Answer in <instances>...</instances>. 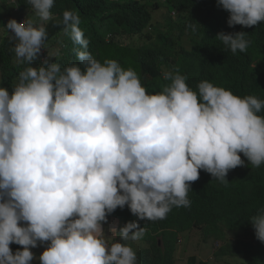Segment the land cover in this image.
<instances>
[{
	"label": "clouds",
	"instance_id": "obj_1",
	"mask_svg": "<svg viewBox=\"0 0 264 264\" xmlns=\"http://www.w3.org/2000/svg\"><path fill=\"white\" fill-rule=\"evenodd\" d=\"M54 3L27 0L39 23L13 18L4 26L16 41V62L27 66L11 93L0 87V264H31L32 249L43 245L40 264H137L123 242L143 238L139 221L190 207L201 170L227 185L229 171L245 166L240 153L253 168L264 164V100L208 80L193 90L178 69L149 94L135 70L93 57L71 10L62 13L63 34L78 46L79 64L62 68L48 52L34 67ZM217 6L229 13V27L264 22V0ZM247 34L221 31L216 39L236 54L251 44ZM125 206L137 220L114 242L117 229L106 236L104 224ZM249 221L264 242V207ZM13 243L22 250L13 253Z\"/></svg>",
	"mask_w": 264,
	"mask_h": 264
},
{
	"label": "trees",
	"instance_id": "obj_2",
	"mask_svg": "<svg viewBox=\"0 0 264 264\" xmlns=\"http://www.w3.org/2000/svg\"><path fill=\"white\" fill-rule=\"evenodd\" d=\"M167 7L166 10L162 6ZM65 10L80 16L79 27L90 40L89 51L98 61L114 59L124 69L135 70L149 94L162 90L170 83L163 78L166 72L187 76L193 90L202 80L230 89L238 96L254 95L264 100V22L256 26L229 27V13L217 6V0H55L51 9L53 19L46 22L48 33L45 52L33 63L39 66L56 47L61 67L79 64L74 51L78 46L63 34L62 13ZM162 11L160 18L154 12ZM20 14L28 19L35 16L27 0L0 2V87L9 88L27 65L16 62L13 35L5 29L9 19ZM197 31L188 27L196 24ZM39 23V18L35 25ZM221 31H244L251 41L246 52L225 51L216 39ZM52 57L51 62H56ZM256 65L255 68L252 66ZM264 115V111L259 113ZM229 171L228 184L220 183L201 170L197 181L191 182L188 198L190 207H173L165 219L139 221L146 232L136 254L141 264H175V252L185 231L197 230L201 240H222L214 256L241 257L243 264H264V242L255 236L250 218L264 207V164L258 168L248 162ZM113 215L124 225L136 221L125 206ZM227 232L236 237L227 238ZM123 242V241H121ZM129 242V241H127ZM125 243V242H123ZM13 253L22 246L10 245ZM185 264H230L199 259L195 254Z\"/></svg>",
	"mask_w": 264,
	"mask_h": 264
},
{
	"label": "rangeland",
	"instance_id": "obj_3",
	"mask_svg": "<svg viewBox=\"0 0 264 264\" xmlns=\"http://www.w3.org/2000/svg\"><path fill=\"white\" fill-rule=\"evenodd\" d=\"M162 9L166 10L167 7L165 5H163ZM163 10H159L157 12H154V17L160 18ZM26 18L28 19V17H26ZM37 18L38 17L34 16L33 19H31V21L33 23H35ZM49 52L51 54H54L55 52H57V48L56 47H50ZM0 76H1V74H0ZM16 83L17 82H15L13 84V86L8 88L10 93H11V91H12V89ZM240 154H243V153H240ZM123 226H124V223L122 222V220H120L117 216L110 214L108 216L107 223L104 224L106 236H112L113 233L111 232L110 229L115 227L117 229V234H114V242H120L118 231ZM235 237L236 236L233 235L232 233L227 232V238L229 240L234 239ZM125 243L130 245L135 252L137 251V249L140 246H142L144 244L143 241H141V240L129 241V242H125ZM221 243H222V240H215V239H209V240H206L205 242H203L201 240V236L197 230L193 229L190 231H185L181 234L180 241L177 245V249L175 252V257H176L175 264H185L187 261V258L192 254H195L199 259L208 260V261H212V262L215 261V262H228L230 264H243L242 260H245V259L241 258V257H221V258L216 259V257L214 256L213 253H214L215 248L218 247ZM45 248H46V245L39 246L37 248L32 249L36 259H34L31 262V264H40V261L38 258L40 255H42ZM137 264H141V261L138 258V256H137Z\"/></svg>",
	"mask_w": 264,
	"mask_h": 264
},
{
	"label": "built area",
	"instance_id": "obj_4",
	"mask_svg": "<svg viewBox=\"0 0 264 264\" xmlns=\"http://www.w3.org/2000/svg\"><path fill=\"white\" fill-rule=\"evenodd\" d=\"M2 0H0L1 2ZM9 3H16L17 0H7ZM26 19V17L23 14L19 13L18 18L16 19L18 22H23ZM45 49H42L41 54H44Z\"/></svg>",
	"mask_w": 264,
	"mask_h": 264
}]
</instances>
